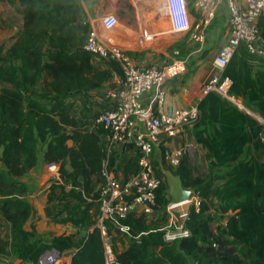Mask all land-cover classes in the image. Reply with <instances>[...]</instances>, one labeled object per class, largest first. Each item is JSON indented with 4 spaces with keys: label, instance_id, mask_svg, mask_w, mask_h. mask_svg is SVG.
<instances>
[{
    "label": "trees",
    "instance_id": "trees-1",
    "mask_svg": "<svg viewBox=\"0 0 264 264\" xmlns=\"http://www.w3.org/2000/svg\"><path fill=\"white\" fill-rule=\"evenodd\" d=\"M104 1L108 11L121 20L133 17L130 0ZM7 2L19 4L23 23L17 39L5 53L0 51V210L11 224L10 247L23 264H35L46 251L62 254L70 249L74 252L69 264H105V240L111 233L119 236L121 231L105 221L102 234L95 216L102 164L109 159L113 165L115 158L107 135L94 129L86 115L73 116L69 99L78 96L85 106L89 93L121 71L109 61L105 70L92 66L91 54L85 48L90 24L82 18L79 0ZM248 57L245 46L240 45L224 70V76L235 85L230 89L232 96L238 94L239 68L246 65ZM45 73L50 77L47 86L52 95L36 90ZM222 100L209 94L198 105L199 117L206 110L210 113L206 118L214 133L210 150L216 165L237 162L246 144L255 152L264 146L259 123L227 108ZM256 107L264 113V98ZM40 144L45 146L47 169L59 165L58 179L50 186L49 200L57 202L54 219L76 229L91 228L78 242L72 241L74 234L55 237L50 243L31 242L33 233L25 230L31 209L24 199L26 187L19 179L36 166ZM164 167L180 178L185 189H194L198 197V209L191 207L185 223L191 237L166 242L163 233L151 228L143 214L132 212L119 221L130 230L129 246L116 253L112 241V264H264V169L258 180L249 179L244 170L220 189L195 175L187 154L178 167ZM125 171L138 173L137 158L127 163ZM62 182L70 184L68 191ZM166 189L164 182L157 191V206L162 211L169 203ZM211 208L220 214L209 213ZM229 211L232 215L224 227L219 225L214 231L211 220L219 217L222 221ZM5 245L8 243L0 239V253Z\"/></svg>",
    "mask_w": 264,
    "mask_h": 264
},
{
    "label": "built area",
    "instance_id": "built-area-1",
    "mask_svg": "<svg viewBox=\"0 0 264 264\" xmlns=\"http://www.w3.org/2000/svg\"><path fill=\"white\" fill-rule=\"evenodd\" d=\"M199 21L191 24L187 0H164V7L171 21L173 31L187 33L190 41L203 43L204 29L210 25L221 7L227 9V32L225 44L213 56L215 73L204 83L202 95L214 94L223 100L235 103L230 94L232 81L224 76V70L240 45H244L250 56L264 59V48L256 45L260 36L258 20L264 16V0H194ZM117 16L108 15L105 24L111 26ZM143 37L149 39L147 32ZM86 50L100 61L114 62L121 71L122 85L102 95L107 100L105 108L94 118L92 127L101 129L107 135L110 145L129 141L137 157L138 173L124 178L117 175L115 165L106 159L102 164L99 189L98 227L104 234L103 222L109 221L122 233L131 237L129 228L119 221L140 207L141 214L154 218L162 212L168 216L167 223L158 228L166 242H178L191 237L190 230L183 222L187 213L176 215L167 205L160 210L157 206V191L165 182L164 176L156 172L152 154L155 148L176 138L180 130L199 119L198 105L186 109H176L169 116L162 114L164 93L158 91L153 108L146 107L143 99L163 82L179 78L187 72L183 60L171 64L138 67L127 51L110 45L100 39L94 30H90L86 39ZM179 56V52H174ZM262 127L261 142H264V117H256ZM133 133H135L133 135ZM163 161L166 166L176 168L187 154L188 148H172L163 145ZM168 198V196H167ZM198 200L193 206L198 209ZM183 219V221H182ZM139 235L135 237L138 238ZM106 247V245H105ZM114 256L106 253V263L112 264ZM35 264H64L61 254L50 250L43 253Z\"/></svg>",
    "mask_w": 264,
    "mask_h": 264
},
{
    "label": "crops",
    "instance_id": "crops-1",
    "mask_svg": "<svg viewBox=\"0 0 264 264\" xmlns=\"http://www.w3.org/2000/svg\"><path fill=\"white\" fill-rule=\"evenodd\" d=\"M79 1L83 11L82 18L89 22L90 30H94L102 41L127 51L138 67L145 68L152 65L163 66L171 64L178 59L186 63L187 72L184 75L171 81L161 83L146 95L143 99V103L146 107H154L155 96L158 91L164 93L162 114L166 116L171 115L176 109H186L194 105H199L204 98L202 95V87L215 73V68L212 63L213 56L216 51L225 44L228 37V13L225 7L219 8L210 25L204 29L205 41L199 44L190 41L187 33H177L173 31L170 18L164 7V0H130L133 17L127 21L117 17V21L111 26L106 25L105 20L108 15L115 14L113 11H108L104 0ZM193 1L194 0H187L189 19L191 24H196L199 21V17L193 7ZM0 7L5 10V14H0V21L4 23L2 27L3 31L0 32V51L5 53L20 35L23 23L22 16L18 13L19 4L17 2L10 5L7 0H0ZM13 20L14 25L11 24ZM258 27L260 36L256 45L264 48V16L259 18ZM145 31L147 32V36L150 37L149 39L143 37ZM175 51L179 52V56L174 55ZM257 58L258 57L253 56L248 57L245 60L246 64L250 66L254 72L257 71L261 76H264V60L257 62ZM91 64L98 70H105L107 68L105 61H100L93 56H91ZM45 74L49 81L50 77L48 73ZM121 85V75L113 73V76L106 81L100 89L89 93L85 97V106L87 110L91 111L90 114L92 115L86 114V111H82L78 115H72L75 117L86 115L89 118V123L93 125L94 118L108 103L107 100H102V95L108 91L117 89ZM45 92L48 95H52L49 88ZM73 101H76L75 104L80 106L81 101L78 96L69 99V103ZM201 130L202 129L196 125L186 126L180 130L176 138L171 139L169 143L163 145L172 148H189L187 155L193 165L194 157H192L191 149L195 146L200 155L204 156V159L207 160V153L200 149L202 144L195 145L193 143L194 137L192 136L194 134L196 135V133H200ZM134 134L135 133H133V135ZM212 136L214 137V133ZM130 138L132 139V136ZM131 139H129V141ZM129 141L114 143L112 147L115 158L114 165L117 175L120 178L133 175L126 174L128 172L125 171L127 163L137 158L132 149V144ZM163 145L157 148L163 151ZM247 145L251 146L255 157L257 152L254 151L251 144H246L243 151ZM44 151L45 146L40 144L36 166L19 179L26 187L27 193L24 199L30 204L31 209L30 217L25 224V230L33 233L31 242L39 240L43 243H50L53 238L64 234H74V236H72V241L78 242L82 236L91 231V228L84 227L82 229H76L69 223L62 224L56 222L54 219L57 212V202L49 200L50 186L53 181L58 179L57 171L59 165L52 170H48L44 162ZM156 151L155 148L152 154L153 163L156 158ZM213 159L214 157L210 158V160ZM66 167L67 170H70L69 165ZM62 184L65 185V191H68L70 184L64 182H62ZM59 192V189L55 190L56 194H59ZM2 201L3 198H0V205ZM134 213L141 214L140 207H136ZM209 213L220 214L217 209L214 210L212 208ZM230 215H232L230 211L225 213L222 221L218 217V224H215V226L212 225L211 228L216 231L219 225L224 227L225 221ZM162 217L163 215L160 216L159 214L154 218L146 217L145 219L146 223L151 226V228L158 229L167 223L168 216ZM96 225L98 226V222ZM0 239L8 243V245L3 246L4 252L0 253V264H23L22 260L17 257L15 251L10 247L11 224L6 220L1 210ZM112 241L114 251L120 253L129 246L130 237L122 232L119 236L115 233H111L105 240L106 253L110 252L112 254L110 248ZM73 252L74 249L62 252L61 261L64 264H69L70 255Z\"/></svg>",
    "mask_w": 264,
    "mask_h": 264
},
{
    "label": "rangeland",
    "instance_id": "rangeland-1",
    "mask_svg": "<svg viewBox=\"0 0 264 264\" xmlns=\"http://www.w3.org/2000/svg\"><path fill=\"white\" fill-rule=\"evenodd\" d=\"M160 7V6H159ZM0 14H5V10L0 7ZM12 25H14V20L11 22ZM4 26L3 21H0V32L3 31L2 27ZM257 62L264 60L261 58H257ZM227 68V67H226ZM225 68V69H226ZM240 71V79L238 83V94L233 93L235 97V103L223 101V103L226 105L227 108L233 109L235 111H238L241 113L244 117H249L257 121L256 117H264V113L259 110V107H256V105H259L260 101L264 98V76H261L259 72L253 71L250 66L247 64L244 66H241L239 68ZM48 77L46 74L43 75V78L38 83L36 90L46 93L45 91L48 89L47 86ZM232 88H235L234 82ZM76 101H73L72 104V114L78 115L82 111H86V114H90L91 111L87 110L86 106L82 105L80 102V106L75 104ZM209 113V110H206L205 114H200L199 119L192 124V126H197L201 130L200 133L194 134L193 143L196 144H202V147L200 148L201 151H204L207 153L206 159H204V156L200 155L199 151H197L196 147L194 146L193 149H191L192 157L194 167H195V175L203 178V180H210L212 185L214 187H219L220 189H223L227 186V183L230 179H232L235 175L242 173L244 170L248 171L247 176L251 180H258L261 178L263 174L264 169V146L260 149L259 152L256 153V156L254 157V153L252 151V148L250 145H247L245 150L243 151L242 158L233 163V162H227L225 164H214V159L210 160L212 158L211 150H210V143L213 139L212 136V128H211V122L207 120V116ZM221 121H224V118L221 119ZM203 135H202V134ZM200 139L201 141H199ZM189 152V148L187 150V154ZM156 158L154 159V167L156 169V172L162 174V171H164L166 168L164 167L165 163L163 161V151L162 149H159L156 152ZM210 160V161H209ZM207 161V163H206ZM164 179L165 176H164ZM166 183V182H165ZM167 186V184H166ZM190 193V198L180 204L173 205L171 197L168 195L169 203L168 206L171 208V212L176 213V215L187 213L189 214V211L191 207L193 206L194 200L198 199L195 190L194 189H188ZM99 212H97V215L95 216V222H98ZM187 218V217H186ZM183 221V219H182ZM219 220L216 218L211 220V223L213 226L215 224H218ZM184 223L187 221L184 220Z\"/></svg>",
    "mask_w": 264,
    "mask_h": 264
},
{
    "label": "water",
    "instance_id": "water-1",
    "mask_svg": "<svg viewBox=\"0 0 264 264\" xmlns=\"http://www.w3.org/2000/svg\"><path fill=\"white\" fill-rule=\"evenodd\" d=\"M156 150L158 151L159 149L156 148ZM162 174L165 176V182L167 184L165 193L167 196L169 195L171 197V203L173 205L180 204L190 198L191 192H189L188 189H185L182 186L181 180L178 176L174 175L168 169L162 171Z\"/></svg>",
    "mask_w": 264,
    "mask_h": 264
}]
</instances>
